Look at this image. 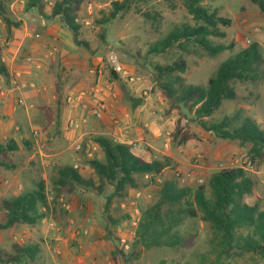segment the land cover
I'll return each instance as SVG.
<instances>
[{
	"label": "rangeland",
	"instance_id": "rangeland-1",
	"mask_svg": "<svg viewBox=\"0 0 264 264\" xmlns=\"http://www.w3.org/2000/svg\"><path fill=\"white\" fill-rule=\"evenodd\" d=\"M1 1L5 13L0 12V68L5 65L7 75L0 74V144L13 139L19 148L3 158L14 167H0V204L3 199L32 188L35 182L44 181L53 217L61 224L67 218V212L63 211H89V217L94 215L101 229L94 230V241L88 245L89 258L97 257L98 245H101L115 264H124L119 251L131 250L141 211L156 202L164 181L175 180L179 186L196 188L206 185L215 172L244 167L255 182L253 194L246 202L257 201L264 207V162L251 163L247 147L205 132L192 121L193 114L184 106L177 102L172 105L156 70L157 66L170 65L183 58L186 71L180 76L185 83L205 86L221 62L252 42L259 43L264 57V14L250 0L202 2L209 11L230 20L229 26L219 25L224 36L211 37V41L214 45L233 48L215 57L187 44L194 53L178 46L161 55L148 52L153 43L175 27L196 24L181 0H131L128 11L104 25L96 21L101 18V11L110 10L113 0H83L77 11L82 44L75 42L59 17L50 18L56 0H44L42 10L29 8L31 0ZM25 12L28 22L38 23L41 29L30 30V43L34 44L30 53H25L26 43L19 52L13 53L9 50L15 45L17 31L22 30L18 17ZM111 54L118 56L126 74L114 76L109 62ZM234 87L236 99L223 101L208 120L219 121L252 104L259 106L257 115L261 116L259 120H264V78L254 83L236 82ZM80 94H84L82 99ZM97 103L105 106L101 117L92 113ZM248 114L254 115L252 110ZM260 128L264 129V123ZM99 135L130 144L147 161H169V166L156 177V183L129 189L125 198H113L111 214L129 215L113 228V238L106 237L102 227L104 205L114 189L110 184L102 194L78 188L68 199L53 200L51 179L58 166L77 167L84 178L98 184L94 170L86 161L104 160V153L93 141ZM5 218L0 208V223ZM18 227L0 231L1 250L10 251L17 240L27 243V234L21 233L24 227ZM177 233L183 240L180 246L142 250L131 264H209L213 261L215 255L210 252L209 244L212 231L207 223L200 218H187ZM75 241L74 238L63 241L67 257L81 254L76 253L79 248L75 247ZM41 248L43 264H66L57 255L55 259L50 257L43 244ZM226 264H264V259L246 254Z\"/></svg>",
	"mask_w": 264,
	"mask_h": 264
},
{
	"label": "trees",
	"instance_id": "trees-1",
	"mask_svg": "<svg viewBox=\"0 0 264 264\" xmlns=\"http://www.w3.org/2000/svg\"><path fill=\"white\" fill-rule=\"evenodd\" d=\"M83 0H56L50 18L59 17L71 32L77 44L81 25L77 19V11ZM189 15L196 22L194 26L182 24L175 27L166 36L150 46L149 53L161 55L173 46L182 48L190 54L194 53L185 45L200 48L208 56L215 57L219 53L230 50L232 45H214L211 37H223L219 25L229 26L230 20L220 17L204 6V0H181ZM264 14V0H250ZM44 0H31L28 7L42 10ZM131 8V0H113L108 12L101 11V18L96 21L104 25L114 20L120 13ZM0 12L5 13L0 0ZM8 24L9 20L5 19ZM18 26V24H17ZM157 79L170 98L184 106L193 114L196 122L205 132L229 142H237L247 147L249 160L264 162V130L244 111L237 110L233 115L224 116L219 121L208 118L221 107L223 101L236 99L235 83H254L264 78V57L258 42H252L238 53L221 62L216 72L205 86L186 84L180 76L186 71L183 58L170 65L157 66ZM0 74L7 75L5 65ZM114 76L116 73L113 71ZM104 153V160H87L94 170L98 184L84 178L77 167L72 165L58 166L52 177L53 200L68 199L78 188L95 190L102 194L107 184L114 189L107 197L104 205L105 236L113 238V228L129 215L116 217L110 208L113 198H125L129 189L156 183L158 177L169 166L168 160L147 161L132 151L130 144L116 142L110 137L99 135L93 139ZM184 139L183 142H185ZM19 146L11 139L7 144H0V167L11 169L4 157ZM255 182L244 167L222 169L212 174L206 185L196 188L179 186L175 180L161 183L155 203L141 211L139 222L135 228L134 241L129 252L120 250L124 264L137 260L142 250L152 248H176L183 242L177 229L187 218H200L212 231L209 240L211 253L215 255L209 264H226L235 257L255 254L264 259V207L259 202L249 204L247 197L253 194ZM50 202L44 181L35 182L28 190L5 198L0 208L6 218L0 223V231H6L18 224L34 226L50 214ZM41 247L38 243H13L10 252L0 249V262L4 264H20L23 261H38ZM205 259V257H204Z\"/></svg>",
	"mask_w": 264,
	"mask_h": 264
},
{
	"label": "crops",
	"instance_id": "crops-1",
	"mask_svg": "<svg viewBox=\"0 0 264 264\" xmlns=\"http://www.w3.org/2000/svg\"><path fill=\"white\" fill-rule=\"evenodd\" d=\"M26 15L27 13L25 12L21 17H18V20L22 21L21 24L22 30L17 31L15 37L16 39L14 41L15 45H13L12 50H9L13 53H16V50L17 52H19L24 43H26V47L24 48L27 50L25 53L26 54L30 53L32 46L34 45L30 43L31 41V39L29 38V36H31L30 30L41 29L38 23H29L27 18L25 17ZM47 30H49V33L54 34V32H52L50 28H48ZM9 66L12 69L13 65L11 64ZM258 109L260 110L258 105L252 104L246 106V108L243 110L245 111L246 115H249L248 112L252 110L254 115L252 116L249 115V116H251L260 126L261 123H264V120L263 119L259 120L261 119V116L257 115ZM123 114H125V116L128 117V113L126 111H124ZM135 154L138 155L137 153ZM63 212H67L65 213L67 214V218H65L64 222L61 224L59 223L58 220H56L53 217L54 211H51L46 218H44L40 223L34 225L31 228H25L24 226H22V224H18L14 227L17 226L21 228L24 227L21 233L27 234L26 235L27 243H38L40 247L41 244H43L50 257L55 259L57 258L56 257L57 255L58 256L57 259L61 258V260L66 264H115L114 261L109 256H106L107 251L104 250V248L100 247L101 245H98L99 254L97 255V257L94 258L93 256L92 257L90 256L91 258H89L88 245L94 241L92 240L94 236V230L96 231L99 230V232L101 230L99 228L100 226L98 220L95 219V216L93 215L92 217H89L90 215L89 211H63ZM69 238L77 239V242L75 241L73 243L75 247L80 249V250L78 249L76 253H81V254L78 255L74 254L71 255L70 257H67L66 251H64L62 243L63 241H66ZM24 241L25 240L21 242L17 240V243L25 244L23 243ZM8 252L10 251L8 250ZM41 253H42V248H41ZM0 264H4V263L0 262ZM20 264H43V262L40 255L38 261L35 262L23 261Z\"/></svg>",
	"mask_w": 264,
	"mask_h": 264
},
{
	"label": "built area",
	"instance_id": "built-area-1",
	"mask_svg": "<svg viewBox=\"0 0 264 264\" xmlns=\"http://www.w3.org/2000/svg\"><path fill=\"white\" fill-rule=\"evenodd\" d=\"M109 62L111 64L112 70L116 73V74H126L125 69L123 68V66L121 65L119 58L117 55L115 54H111L109 57ZM84 94H80L79 98L82 99V96ZM105 106L101 103H97L95 104L94 108L92 109V113L97 116V117H101L102 116V112L104 110ZM35 135H38L37 132L34 133ZM79 147V146H78Z\"/></svg>",
	"mask_w": 264,
	"mask_h": 264
}]
</instances>
